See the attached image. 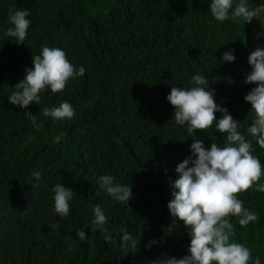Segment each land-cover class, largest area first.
Instances as JSON below:
<instances>
[{"label": "trees", "instance_id": "1", "mask_svg": "<svg viewBox=\"0 0 264 264\" xmlns=\"http://www.w3.org/2000/svg\"><path fill=\"white\" fill-rule=\"evenodd\" d=\"M239 0H234V5ZM211 0H0V264H166L183 258L190 245L188 229L173 218L170 181L176 166L191 155L201 139L205 147H223L224 134L215 128L187 133L174 120L167 97L172 87L190 88L194 75L205 76L215 102L240 123L238 131L252 140L253 155L264 164V149L247 128L254 119L244 100L256 84H246L248 56L264 43L255 26L264 0L251 23H221L210 12ZM27 10L31 21L24 44L5 33L10 10ZM231 15V13H230ZM43 46L67 53L85 75L70 80L63 92L41 93L39 104L27 109L9 103L14 86L33 67ZM231 51L234 62L223 61ZM67 101L71 119L53 120L42 109ZM37 117V130L26 116ZM217 119L222 113H215ZM59 143H54L56 136ZM40 172L37 180L32 173ZM112 175L129 186L128 204L115 201L99 188V177ZM260 183L264 184V179ZM57 184L75 193L68 216L54 211ZM258 214L246 227L230 217L234 242L250 248L255 264H264V192L239 196ZM107 217L94 224V206ZM83 229L86 239L77 232ZM137 242L122 246V231ZM109 237V239H105ZM156 243L148 247V243ZM71 248V251L68 249Z\"/></svg>", "mask_w": 264, "mask_h": 264}, {"label": "clouds", "instance_id": "2", "mask_svg": "<svg viewBox=\"0 0 264 264\" xmlns=\"http://www.w3.org/2000/svg\"><path fill=\"white\" fill-rule=\"evenodd\" d=\"M258 7L249 8L247 0H211L210 12L216 21L221 23L231 19L251 23L258 15ZM231 13V15H230ZM27 10H10L9 22L13 27L6 31L8 37L15 38L16 43L24 44L31 21L27 19ZM231 51L223 53V61L234 62ZM251 71L246 75V84H256L244 97L251 104L254 119L247 132L260 148L264 149V48L257 47L248 56ZM85 75V68H77L67 57V53L58 47L43 46L40 54L33 56V67L25 69L24 78L17 83L16 91L8 97L9 103L27 109L33 102L39 104L41 93L46 90L51 93L63 92L70 80ZM190 88L172 87L167 99L174 107V120L178 125H187V133L192 136L197 131H207L215 128L216 132L224 134L223 147L211 143L205 147L201 139L193 140L190 146L191 155L176 166L178 178L170 181L172 199L167 207L171 214L172 225L165 229L171 234L177 219L188 229L190 245L183 258L168 257L166 264H251L253 257L250 248L242 243L234 242L235 228L230 217L239 218L238 223L246 227L250 222H256L259 217L244 206L239 198L250 190L264 192V164L253 155L252 140H246L227 108L215 102V91L209 90L205 76L197 74L191 78ZM222 113L217 119L215 113ZM26 116L37 130L41 125L37 117L26 111ZM45 117L53 120H71L75 109L67 101L59 107L42 109ZM61 136H56L54 143H59ZM32 175L39 180L40 172ZM112 175L99 177V188L115 201L128 204L133 197L131 187L115 183ZM54 211L60 217L69 215L70 201L75 193L63 184L53 187ZM94 224L103 228L107 217L99 205L94 206ZM122 246L136 248L132 235L121 229ZM77 236L84 241L86 232L81 229ZM109 239V237H105ZM156 243L151 240L148 247ZM71 251V248L68 249ZM255 264H261L255 259Z\"/></svg>", "mask_w": 264, "mask_h": 264}, {"label": "crops", "instance_id": "3", "mask_svg": "<svg viewBox=\"0 0 264 264\" xmlns=\"http://www.w3.org/2000/svg\"><path fill=\"white\" fill-rule=\"evenodd\" d=\"M257 32L259 33L257 35ZM255 39H258L260 43H264V11L261 12L260 16L257 19L256 26H255Z\"/></svg>", "mask_w": 264, "mask_h": 264}, {"label": "built area", "instance_id": "4", "mask_svg": "<svg viewBox=\"0 0 264 264\" xmlns=\"http://www.w3.org/2000/svg\"><path fill=\"white\" fill-rule=\"evenodd\" d=\"M256 34V33H255ZM259 33L257 32V35H258Z\"/></svg>", "mask_w": 264, "mask_h": 264}]
</instances>
